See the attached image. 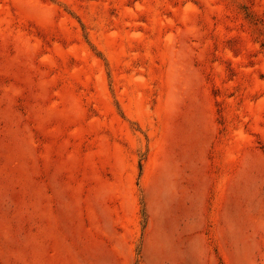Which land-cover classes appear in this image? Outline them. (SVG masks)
Wrapping results in <instances>:
<instances>
[{"label": "rangeland", "instance_id": "1", "mask_svg": "<svg viewBox=\"0 0 264 264\" xmlns=\"http://www.w3.org/2000/svg\"><path fill=\"white\" fill-rule=\"evenodd\" d=\"M0 264H264V0H0Z\"/></svg>", "mask_w": 264, "mask_h": 264}]
</instances>
